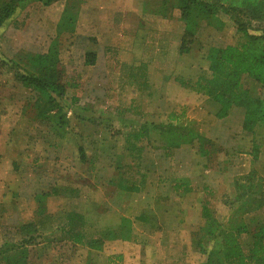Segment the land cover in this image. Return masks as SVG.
Listing matches in <instances>:
<instances>
[{"label":"rangeland","instance_id":"1","mask_svg":"<svg viewBox=\"0 0 264 264\" xmlns=\"http://www.w3.org/2000/svg\"><path fill=\"white\" fill-rule=\"evenodd\" d=\"M94 1L87 7V0H60L47 7L34 0L0 42V247L21 239L18 225L36 218L38 194L60 189L65 196L45 198L48 212L63 217L70 211L85 213L84 230L102 238V247L74 246L53 224L43 231L40 243L29 246L28 264H203L197 245L204 223L202 205L209 202L216 217L225 221L237 195L236 180L248 183L251 177L264 190V128L256 135L245 132L242 109L219 119L215 104L195 88L197 79L209 73L208 48L237 44L242 34L231 21L221 29L203 22L192 52L182 58L179 46L185 25L180 0ZM66 5H72L75 20L60 27ZM263 25L264 21L253 23L251 32L260 33L254 28ZM54 44L68 85L66 131L80 133L78 143L87 148V164L81 162L73 132L59 139L52 123L36 117L37 92L19 82L9 62L23 51L47 52ZM102 45L112 49L97 61L90 51ZM132 60L145 64L147 71L139 72L148 75L146 85L131 79L127 63ZM247 84L252 93L264 97V88L252 80ZM168 113L180 119L170 120ZM132 118L136 123L173 122L194 128L212 141L210 160L200 155L197 143L174 149L167 158L157 131L137 143L142 151H127L126 135L136 130L129 124ZM110 145L114 153L107 149ZM116 156L123 173L117 180L140 190L117 195V187L109 183ZM176 180L190 184L186 196H169ZM164 196L168 199L159 201ZM157 201L167 210L156 213L158 221L150 215ZM144 211L149 220L142 223L137 217ZM253 215L243 219L249 222ZM121 217L131 220L128 240L112 234ZM154 223H161L162 229L151 228Z\"/></svg>","mask_w":264,"mask_h":264},{"label":"trees","instance_id":"2","mask_svg":"<svg viewBox=\"0 0 264 264\" xmlns=\"http://www.w3.org/2000/svg\"><path fill=\"white\" fill-rule=\"evenodd\" d=\"M38 1L50 5L60 0ZM31 2L34 0H0V28L14 17L20 7ZM178 6L185 25L181 54L190 51L193 38L203 22L221 29L231 21L235 30L242 34L243 38L237 44L208 48L206 59L209 73L197 79L195 88L218 105L216 116L219 119L228 117L233 109H242L244 131L256 135L264 128V97L252 93L247 81L252 80L264 88V25L254 28L260 30V33L251 32L253 23L264 21V0H180ZM224 16L229 18L223 19ZM74 20L72 5H66L59 26L73 24ZM59 54L57 44H54L47 52L27 53L9 62L19 82L37 92L34 101L36 117L50 122L49 125L52 123V129L61 137L70 124L67 118L70 105L66 98L68 85L63 80ZM88 56L92 55L89 53ZM94 62L92 59L89 61L90 64ZM129 122L136 129L126 135L129 152L136 149L142 151L143 146L137 147V143L152 131H157L164 140L167 155L186 143H197L202 154L210 155L212 141L192 127L180 123L157 125L137 124L135 120ZM80 156L86 161L83 147L80 148ZM251 180L250 177L248 183L236 181L237 195L231 202L232 212L226 222L216 217L209 202L204 203L202 216L205 223L197 240L205 257L203 264H264V190L262 185L256 186ZM120 182L122 188L129 191L139 188L133 184L125 185L123 179ZM188 186V183L179 180L173 184V190H188ZM60 191L54 189L52 193L43 191L37 195L39 205L36 218L18 225V233L22 235L18 242H5L0 247V264H28L29 246L40 243L38 240L43 231L49 230L53 224H57L55 230H60L74 246L83 245L93 249L102 247V238L90 237L85 232L87 217L84 214L70 211L63 217L48 212L45 198L47 195H57ZM260 211L262 215L258 213ZM250 213L255 215L246 222L243 216ZM143 218L141 216L139 219ZM62 219L65 220L63 226L60 223ZM131 232V220L123 218L119 228L112 234L115 238L128 240Z\"/></svg>","mask_w":264,"mask_h":264},{"label":"crops","instance_id":"3","mask_svg":"<svg viewBox=\"0 0 264 264\" xmlns=\"http://www.w3.org/2000/svg\"><path fill=\"white\" fill-rule=\"evenodd\" d=\"M54 3H56V2H54ZM54 3H52V4H50L51 6L54 4ZM88 3H90V5H92V4H94L95 3V1L94 0H87V7H88ZM43 4V3H42ZM44 5V4H43ZM50 5H45V6H50ZM24 8V7H23ZM23 8L22 7H20L18 10H17V12L15 13V15H14V17H12V19L11 20H9V21H7V23H5L1 28H0V42L1 43H4L5 41H6V37L4 36V35H6V31L8 30V29H10L11 27H15V26H17V24H18V21L17 20H19L18 19V17H19V14L21 13V11L23 10ZM115 10V9H114ZM127 10V9H126ZM128 13H130V12H128ZM123 14H125V13H123ZM113 17H118L115 13H114V15H113ZM113 20V19H112ZM116 23V22H115ZM102 24V23H101ZM171 36H172V34H170L169 35V37L171 38ZM194 44V43H193ZM193 44L191 45L192 47H191V49H190V51L188 52V53H185V54H182L181 55V52H180V57H182V58H185L186 56H188L189 55V53H191L192 52V48H193ZM98 45H100V43H98ZM103 47H101V49H98L97 48V50H92V51H90V52H93V54L95 55V57H97V61L100 59V57L102 56V55H108L109 54V52H110V50L112 49L111 47H109V46H104V45H102ZM180 47H181V45L179 46V50H180ZM28 52L27 51H23L22 53H19V54H17L15 57H13L14 59H17L18 57H23V56H26V54H27ZM42 53V52H41ZM0 57H2L1 56V53H0ZM129 59H133V58H129ZM113 60V59H112ZM133 61L134 60H132V62H129V63H127V66H130V68L129 69H131V70H129V72H132V73H130L129 75L131 76V79H133V81L134 80H136L137 81V85H140V86H143V85H146L147 83H148V75H146V72H142V71H140L139 72V70H143V71H147V69H146V67H143V66H145V64H139V65H137L136 63L134 64L133 63ZM134 69H137V71L139 72V73H137L136 72V70H134ZM138 76H139V78H138ZM162 83H164V81L162 82ZM171 83H173V82H171ZM255 84H257V83H255ZM173 85H176V84H174L173 83ZM202 94V93H201ZM208 97V96H207ZM209 98V97H208ZM210 99V98H209ZM211 100V99H210ZM212 101V100H211ZM212 103L213 104H215V106H216V109H215V113H216V111H217V108H218V105L216 104V103H214L213 101H212ZM234 110L235 109H233L231 112H234ZM241 112V111H240ZM230 115V114H229ZM168 118L170 119V120H175V119H180V116H178V115H176V114H171V113H168ZM215 116H216V114H215ZM118 117V116H117ZM172 117H174V118H172ZM227 118V117H226ZM132 120H136V119H133L132 118ZM134 122V121H133ZM142 123H152V122H148V121H145V122H142ZM142 123H139V124H142ZM170 123V122H169ZM169 123H162V124H164V125H167V124H169ZM171 123H173V122H171ZM138 124V123H137ZM152 124H154V123H152ZM161 124V125H162ZM177 124H179V123H177ZM180 124H182V123H180ZM157 125H159V124H157ZM184 125V124H183ZM243 125V124H242ZM51 128V127H50ZM51 130H52V128H51ZM67 130H68V127H67ZM74 130V131H73ZM53 131V130H52ZM72 132H73V134H72V132H69V131H66V129L64 130V133H65V135H63V136H58L54 131V134L59 138V139H63V140H66L67 139V137H69V134L71 133L72 134V139L76 142V144H77V147H76V149L80 152V148L81 147H83V149L85 150V153H87V148L85 147V145L82 143V142H80V143H78L79 142V140H81L80 138H81V136H80V138L78 137V134L80 135V133H76L75 131H77L76 129H72L71 130ZM77 136V137H76ZM147 139H148V137H147ZM126 145H125V149H127V151H129L128 150V146H127V143H125ZM193 144H195V143H192V144H190V143H186V144H183V145H181L180 147H177V148H174V149H179V148H183V146H185V145H193ZM162 147H163V149H164V151H165V155H167L166 154V150H165V148H164V146L162 145ZM107 149H109V151L110 152H112V153H114V150H115V146H113V145H110ZM173 149V150H174ZM199 149V148H198ZM200 152V155L201 156H203V157H205L207 160H210V158H211V149H210V155H204V154H202L201 153V150L199 151ZM232 152L233 153H236L235 151H233L232 150ZM110 158V157H109ZM120 157L119 156H116V159H112L113 161L114 160H117L116 161V163H115V168L113 169V170H111L110 172H111V175H110V181H109V183H111V184H113L114 183V185H115V187H117V195H120V193H119V191H122V192H126V193H132V192H134V191H138V190H140V188L139 189H137V190H132V191H129V190H126V189H124V188H122V184H121V182H120V180H117L118 179V176H121L123 173H122V171L120 172V170H121V168H122V164H121V168H119V165L120 164H118V161H121V159H119ZM167 158H168V155H167ZM112 160H110V162H109V164H111V163H113V161ZM84 160H81V162L83 163V164H87L88 162V160H86L85 162H83ZM122 163V162H121ZM120 173V174H119ZM176 181H179V180H176ZM176 181H174V183L173 184H175V182ZM237 181V180H236ZM242 182H244V181H242ZM124 184H125V181L123 182ZM173 184H172V186H171V190L169 191V196H172V195H174V192L175 193H177L178 194V196H180V197H184V196H186L187 195V192H188V190H181V191H174L173 190ZM189 184V183H188ZM190 185V184H189ZM139 187V186H138ZM189 187V186H188ZM120 189H122V190H120ZM74 192H77L76 190H74ZM62 194H64V196L66 195V193L65 192H63V191H60L59 192V194H57V196H59V197H62L63 195ZM166 199H168V197H162L159 201H166ZM37 201V200H36ZM37 203H38V201H37ZM39 204V203H38ZM164 203H161V202H155V205H154V210L151 212V210H150V215H151V217L153 218V219H156L157 221L160 219H157V218H155V216L156 215H159V214H156V213H158V212H160L161 214H166V206L165 205H163ZM204 205V204H203ZM203 205H202V207H201V211H200V223L202 222L203 223V221H204V223H205V219L203 218V216H202V208H203ZM184 212H186V211H180V213L181 214H184ZM82 215L84 214L85 216H86V214L85 213H81ZM160 214V216H161V218H162V222H164V220H165V217H163L162 215ZM141 216H143L144 218V220H141V221H143L142 223H144V222H146V221H148L149 220V218H148V215L146 214V211H144V213L142 212V213H140V215H138V219L141 217ZM123 218H128V217H121L120 218V222H119V224H118V228H119V226H120V224H121V222H122V219ZM140 220V219H139ZM228 220V219H227ZM227 220H225L224 222H226ZM32 221V220H31ZM156 221V222H157ZM23 222H29V221H23ZM22 221L19 223V224H21V223H23ZM161 222V221H160ZM204 223H203V225H204ZM161 224V223H160ZM160 224H158V223H154L152 226H151V228H157V230H161L162 229V225H160ZM202 225V226H203ZM201 226V227H202ZM201 229V228H200ZM199 229V230H200ZM109 262V261H108Z\"/></svg>","mask_w":264,"mask_h":264}]
</instances>
